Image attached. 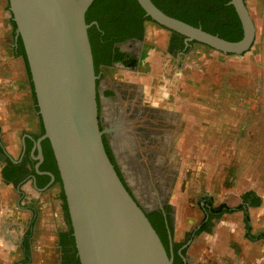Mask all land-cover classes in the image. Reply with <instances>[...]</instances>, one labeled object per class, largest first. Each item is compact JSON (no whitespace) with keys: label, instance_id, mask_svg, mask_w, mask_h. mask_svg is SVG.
I'll return each mask as SVG.
<instances>
[{"label":"water","instance_id":"95a60500","mask_svg":"<svg viewBox=\"0 0 264 264\" xmlns=\"http://www.w3.org/2000/svg\"><path fill=\"white\" fill-rule=\"evenodd\" d=\"M92 1L8 0L43 126L34 145L40 159L41 141L47 139L51 147L79 264H172L171 252L125 187L104 146L103 133L109 132L128 184L139 201H146L119 160L114 127L99 126L97 74L85 19ZM136 1L152 21L183 35L185 47L196 41L222 53L242 54L254 42L255 25L244 0L227 1L241 24L237 40L169 15L152 0Z\"/></svg>","mask_w":264,"mask_h":264},{"label":"crops","instance_id":"0c3cea01","mask_svg":"<svg viewBox=\"0 0 264 264\" xmlns=\"http://www.w3.org/2000/svg\"><path fill=\"white\" fill-rule=\"evenodd\" d=\"M245 5L253 19L256 36V30L259 28L260 31L264 27V0H245ZM12 21L8 0H6L5 4L2 2L0 5V57H4L2 59L4 61L14 59L19 61L21 58L24 60L23 70H25L24 57H20L15 53L17 37H15L14 26L10 29L13 40L11 46L7 47L4 41L5 32H7ZM173 38H175L173 32L154 26L151 23L147 24L144 37L137 44L141 55L140 63L131 72L138 75L144 74V76L137 81L140 84L134 81L135 85L143 88V86L148 84L147 78L155 77V74L147 75L146 77L145 74L147 73H141L140 67L142 65H145L152 72L151 70L160 63L162 65V73L156 75V78L162 79L164 81L163 84L168 86V95H173L174 92L171 86L175 84V81L172 80L173 77L170 78L167 75L171 71L178 75L184 74L183 84L184 82L192 81V86H190L194 96L192 102L196 112L200 115V119H202L203 115H207V112L210 116V135L213 140L216 137V145L223 143L225 139L222 138V135L225 134L226 138H228V134L232 129L234 133L239 135L244 133L254 135L253 140L248 141L245 145L249 146L247 149L258 152V160L260 161L261 159L264 165V50L262 53L255 54L257 61L254 64L255 66L252 67L244 53L226 54L199 42H197L199 46L196 47L192 46L193 43H196L192 41L188 47H185L184 51L174 54L169 49ZM191 47H195L194 52L199 55V58L204 55L203 60L205 62L202 64L204 68L200 67L196 60L187 64L184 57L187 54L188 56L190 55V52L187 53L186 51ZM164 65L167 66V69H164ZM180 65L183 69L180 68ZM185 65H189L188 67L193 70L192 79L189 78L190 73L188 74L189 77L185 73ZM258 72L260 74L256 76ZM235 74L237 77L234 76ZM206 75H210L211 78L207 80L205 78ZM249 75L256 77L257 80L250 79L251 81H249L247 77ZM244 77L247 78L244 79ZM3 81L4 84H7L4 93H15L12 96L18 99L23 97L21 94L27 93L25 77L21 81H5L4 79ZM28 81L30 86L31 80L29 78ZM249 82H254L253 86L257 87L256 94L253 93L248 96L249 100L256 99L257 113H254L253 107H251V110H248L249 108L245 109L244 111L247 114L245 123V114L242 116L241 112L244 109L242 102L235 94L239 93V91L244 92L243 85L249 87L246 84ZM14 87H16L15 90ZM25 102H19L18 106L26 107L29 114L30 110L33 111V102H28V104ZM107 109L108 107L104 110V114ZM171 109L173 108L171 107ZM28 119L27 126L23 127L20 125L24 129L20 128L18 130L20 131L19 139L15 143L7 140L12 135V131L9 129L6 132V144L4 146L1 145L4 160L11 165L20 162L25 144L27 146L28 159L34 160L38 156L37 153L34 154V143L30 149L34 138L33 135L38 130L37 119L34 118L33 114ZM15 120L17 123L15 126L23 122L16 115ZM224 131L225 133H223ZM236 148V142H234L233 149ZM4 165H6L5 161L0 166V176L5 187V197L9 198L12 194H15L16 199L14 203L7 199L2 205L4 206L3 210L0 211V239L2 240L0 244V264H13L15 262L16 264H79L74 259L76 254H73L75 247L71 242V227L65 223V215L61 208V200L58 198L59 192L56 181L52 180L49 185L42 187L32 179L17 181L10 176L3 177L2 170ZM45 177L49 178L47 175ZM243 194L244 196L240 194L238 197L233 196L231 198L229 193L218 195L221 203H223L222 201L225 202L227 198L233 199L232 203L234 206L228 205L230 208L229 212L213 218L211 226L206 230L198 228L204 218L201 209L197 210L191 205L190 212L180 214L178 201L173 202V205H175L172 223L173 242H183L189 231H195L189 237V240L182 245V255L187 264H227L226 259L233 255V249L229 244L233 243V232L231 233V231L232 229L234 230V224L229 221L228 214L239 211L240 213H238L242 217L249 215L250 219L253 220V222L251 221L252 225H255V220L260 221L261 215L264 214V196H261L259 192L255 194L253 191ZM180 195L178 194L176 199ZM13 213H18V227L15 226L13 217L10 216ZM21 215H28V222L26 220L23 221ZM34 220L35 224L32 223ZM249 221L242 234L248 239L250 244H257V253H264V237L259 234L260 231H264V220L259 224V227L262 226L261 230L258 229L256 232L251 231ZM15 230H17L16 234L18 237L16 244L13 246L9 243V237L12 236ZM12 246L17 249V260H13L11 257L10 249H12Z\"/></svg>","mask_w":264,"mask_h":264},{"label":"rangeland","instance_id":"374dc122","mask_svg":"<svg viewBox=\"0 0 264 264\" xmlns=\"http://www.w3.org/2000/svg\"><path fill=\"white\" fill-rule=\"evenodd\" d=\"M2 2L5 4L6 0H0V5ZM11 28H13V23H10V27L7 29V32H5L6 35L4 37V41L7 47H10L13 41L12 32L10 31ZM254 40L255 41L253 42L251 48L243 52L248 57L252 67L255 66L254 64L257 61L255 54L262 53L264 50V27H262L260 31L259 28L256 30ZM192 46L197 47L199 46V43H193ZM194 48L195 47H191L187 50L186 52H190V55L188 56L187 54L184 58L186 59L187 64L196 60L198 65L204 68L202 65L204 64L203 62H205L203 60L204 55L199 58V55L194 52ZM15 53L20 57H23L18 47H16ZM3 58L4 57H0V145L4 146L6 144L5 139L7 138V130L10 129L12 131V135H10L7 140L15 143L19 139L20 131L18 130L27 126L29 116L31 117L33 114L35 119L36 116L34 111L30 110V113L28 114L26 107H23L22 105L20 107L18 106L19 102L24 103L26 101L27 104L28 102H33L28 81V73L26 69L23 70L24 60L20 58L19 61H17V59L4 61L2 60ZM188 66L189 65H185V73H187V76L190 73V77H188L192 79L191 75L193 70ZM161 67L162 65L159 63V65L154 67V69L151 70L152 72H150L145 65H142L140 67L141 73H147L145 74L146 77L147 75L150 76L151 74H155V77L152 76L149 79L147 78L146 80L148 84L143 86V88H139V86H136L135 83L133 84V87L142 92L141 97L143 100H146L152 105L158 106L157 108L159 110L164 111L166 114L168 113L171 118L173 117L177 127L175 133L173 134L171 150L168 155L165 154V158L169 159L167 162H170L171 169L174 173L173 184L169 189L167 197L169 204L174 207L175 205H173V202L178 201L180 214H184L185 212H190V208L192 206L197 210L199 209V201L201 200L203 194V196L209 197L214 204L221 203L218 195H225L227 193L230 194V198L233 196L238 197L240 194L244 196L243 193H248L249 191H253L255 194L259 192L261 196H264V165L262 164L261 159L260 161L258 160V152L247 149L249 146L245 145L248 141L253 140L254 135L248 133L239 135L234 133L232 129L229 134L227 133L228 138H226V135L223 134L222 138L225 140L223 143L216 145V137L213 140L210 135V116L208 112L207 115H203L202 119H200V115H198L193 105L192 101L194 96L192 87H190L192 86V81L190 80L188 82H184L183 84L184 74L178 75L177 73H173L171 71L167 76H170V78L173 77L172 80L175 81V84L171 86L174 94L168 95V86L163 84L164 81L162 79L159 80L156 78V75H160L162 73ZM180 68L183 69L181 65ZM164 69H167L166 65H164ZM110 72V74L117 79H131L135 82H137L140 77L144 76V74L138 75L114 69ZM259 74L260 72H258L256 76ZM234 76L237 77L236 74ZM23 77L26 79L25 85L27 86V93L24 95L21 94L23 97L18 99L17 97L12 96L15 95V93H4L7 84H4L3 79L5 81H21ZM247 77L249 81H251L250 79L257 80L256 77H252L251 75ZM247 77H244V79ZM205 78L208 80L211 76L206 75ZM106 79L108 80L109 76H105V80ZM253 83L254 82L246 83L249 87L243 85L244 92L239 91V93L235 94L242 102V107L244 109L241 112L242 116L245 114V123L247 119L246 111H244L245 109L249 108L248 110H251V107H253L254 113H257L256 99H248L249 95H252L253 93L256 94L257 91V87L253 86ZM15 89L16 87H14V90ZM171 107L173 109H171ZM15 115L19 116L23 121L18 126H15L17 125ZM200 122L202 123L200 124ZM223 133H225V131ZM168 135L169 131H167L165 135L166 140ZM234 142H236V149H233ZM162 151L165 152V149H162ZM162 155L161 158L163 161L164 154ZM4 159L2 151L0 150V166ZM57 188L59 192L58 198L61 200L60 204L65 215V223L67 224L63 199L61 197L59 186H57ZM4 189L5 187L0 176V211L3 210L4 206L2 205L7 199L11 200V203H14V200L16 199L15 194L6 198ZM178 194L181 195L178 199H176ZM225 200V202L222 201L224 204H227V206H234L232 203L234 201L233 199L227 198ZM238 212L239 211L230 212L228 214L229 221L234 224V230L232 229L231 231V233L233 232V243L229 244L233 249V255L226 259L227 264H264V253H257V244H250L248 239L242 234L250 217L249 215L242 217L239 214L240 212ZM10 216L13 217L15 226L18 227V213H13ZM21 216L23 221L26 220L28 222V215ZM260 218V221H254L255 225H252L251 221L253 222V220L250 219L249 222L251 224V231L256 232L258 229L261 230L262 226L259 227V224L263 222L264 214L261 215ZM14 232L12 236L9 237V243L13 246L16 244L18 237L16 234L17 230ZM1 243L2 240L0 239V244ZM13 246L11 247L12 249H10L12 253L11 257L13 260H17V249ZM13 264H16V262Z\"/></svg>","mask_w":264,"mask_h":264},{"label":"flooded vegetation","instance_id":"af4514ba","mask_svg":"<svg viewBox=\"0 0 264 264\" xmlns=\"http://www.w3.org/2000/svg\"><path fill=\"white\" fill-rule=\"evenodd\" d=\"M148 23H149L148 21L144 22L142 34L137 33L134 36L128 37L121 41H116L112 44V47L109 51L110 55L112 56L115 52L114 49L118 48L124 52L122 56H120V59L114 60L108 65L102 63L97 68H95V73L97 74L96 86H97L98 119H99V126L101 129L106 126H109L107 121H104V115H103V112L106 109V107H108V109L112 108L113 110H117L118 107L121 108L123 107L124 109L123 112H125V119L133 120V125H132L133 134L135 140L137 141L136 146L139 147L138 153L136 155L138 159L137 162L143 168V173L149 182V188L147 187V189H145L144 191L143 190L139 191V189L137 190L141 192L142 193L141 195H143L146 198V201L144 202H146L147 204L144 203L143 200L139 201L140 199L139 200L137 199L136 194L133 191L131 185L128 184L124 176V173L121 169V166L118 162L117 156L115 155L114 150L112 148V143L109 138V132L103 133L104 146L120 179L124 183L127 190L137 201V203L145 211L151 223L153 222L157 223V225L159 226L160 222H162L164 230L163 229L160 230L162 234L159 236L167 252H171L172 254V258H173L172 264H175L176 262L174 263L175 260H174V252H173V244L175 243L172 240L173 237L172 223H173L174 207H172L167 201L169 189L171 188L168 182L169 179H171L170 181L173 182L174 173L171 169L170 162H167L169 161V159L165 158V154L168 155V153L171 150L173 134L177 129L175 125V121L173 120L174 118L173 117L171 118L168 113L166 114L164 111L159 110L157 108L158 106L152 105L146 100H143L141 97L142 92L133 87L134 80L117 79L112 74H110L111 73L110 71L112 69L117 71L132 72V70L140 63L141 55L139 54L137 44L144 37ZM153 25L157 26L155 24ZM96 28L98 30H101L98 22ZM160 28L168 30L164 27H160ZM102 33L103 32L101 30L100 34ZM173 34L175 38L171 40L169 49L170 52L177 54L185 50V46L183 44L184 37L181 34L178 33L176 34V32L175 33L173 32ZM128 61H133L135 62V64L132 66H126L124 63ZM105 76H109V79L105 80ZM29 80H31V76ZM30 86H31L32 99H33L32 109L36 116L37 126H38L37 133L33 135L34 137L33 142L32 145H30V149H31L33 147L34 140H36L42 134V133L40 134L42 122L39 114L37 113L38 108L36 104V98L33 94L34 93L33 85L30 84ZM101 95L103 96L104 100L101 99ZM112 126L114 127V125ZM167 131H169V135L167 136V140H166L165 135ZM161 147L162 149H165V152L164 151L160 152ZM114 148L116 149V147ZM0 150H1V145H0ZM50 150L51 147L49 145V142L43 139L41 141L42 159L38 158L37 156L36 159L30 160L27 157L28 151H27V146L25 144V149L21 155L22 157L20 162L11 165L6 160L2 161V162L5 161L6 163V165H4V169L2 170V174L10 176L11 178L16 179L17 181H21L24 179L26 180L32 179L36 181V183H38L39 185H41V183L45 181L42 187L49 185L50 181L55 180L56 185L58 184L57 186H59L60 192L63 193L61 181L59 182L56 180V174L54 171L56 170L58 172V170L55 164L54 157L52 158L53 154L51 155L52 150L51 151ZM36 153L38 154V150L37 147L34 146V154ZM162 153L164 154L163 162L159 163L158 159L161 158L160 154ZM42 167H44V169H41ZM47 172L52 173L53 175L52 179ZM46 175L49 178H46L45 177ZM63 203L65 204V199H63ZM219 204H214L209 197L206 196L201 197V200L199 201V209H201L204 218H203V222L199 225L198 228H202L204 230L208 229L212 224L213 218L219 217L220 215L229 212L230 208L226 205L227 207L221 213H217L215 211V207ZM67 214L68 213H66L67 224L70 225V223H68L69 218L67 217ZM34 222L35 220L32 223L35 224ZM163 231H164V236H163ZM194 232L193 230L189 231V233H187V235L185 236L184 241L181 242L180 247L177 248L176 252L179 256L180 261L178 260V263L176 264H187L182 255L183 254L182 245L189 240V237L192 236ZM259 234L264 237V231L263 232L260 231Z\"/></svg>","mask_w":264,"mask_h":264},{"label":"trees","instance_id":"16d2710c","mask_svg":"<svg viewBox=\"0 0 264 264\" xmlns=\"http://www.w3.org/2000/svg\"><path fill=\"white\" fill-rule=\"evenodd\" d=\"M152 1L167 14L179 18L194 26H200L203 30L217 34L224 39L237 40L242 35L240 21L236 12L234 11L233 6L227 3L228 0ZM85 19L86 22L90 24L88 27V34L92 46L95 68H97L102 63L108 65L114 60L120 59V56H122L124 52L118 48L114 49L115 52L112 56L110 55L109 51L112 47V44L116 41H121L128 37L134 36L137 33L142 34L145 21L162 27L161 25L152 21L149 16L144 15V10L140 7L136 0H93L86 11ZM93 20L98 22L99 27L103 32L102 34H100L101 30H98L96 25L92 23ZM12 23L15 27L14 21H12ZM17 45L25 59L28 78H30V72L20 36L17 38ZM124 64L126 66H132L135 64V62L128 61ZM42 132L43 126L41 123L40 134ZM45 141L48 140L45 139ZM41 169H44V167ZM54 172L56 174V180L60 182L58 172L56 170ZM3 177L8 176L3 174ZM44 182L41 183L40 186H43ZM61 197L64 199L63 193H61ZM226 207L227 206L224 203H220L215 207V211L217 213H221ZM64 209L66 211V204H64ZM152 225L156 229L157 233L161 235L162 233L160 230L163 229L162 222H160V227L154 222ZM71 239L72 244H74L72 236ZM180 245L181 242L173 244L174 263H178V260L180 261L176 252ZM73 254H75V251ZM74 259L77 263H79L77 256H75Z\"/></svg>","mask_w":264,"mask_h":264},{"label":"bare ground","instance_id":"6f19581e","mask_svg":"<svg viewBox=\"0 0 264 264\" xmlns=\"http://www.w3.org/2000/svg\"><path fill=\"white\" fill-rule=\"evenodd\" d=\"M123 111V107H118L117 110L109 108L104 115L106 121L110 123L109 125H114L115 132L113 138L115 147L118 152V157L120 158L122 164L126 166L127 173L131 177H129L130 181L133 182L136 189H139V191H144L147 189V187L149 188V182L143 173V168L137 162L138 159L136 155L138 153L139 147L136 146L137 141L135 140L133 134V120L125 119V112ZM161 151L162 147L160 148V152ZM162 154H160V157ZM158 162L162 163V158H159Z\"/></svg>","mask_w":264,"mask_h":264}]
</instances>
